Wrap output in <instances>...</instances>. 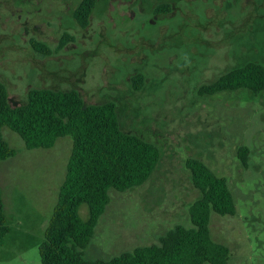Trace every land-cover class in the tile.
Masks as SVG:
<instances>
[{
  "label": "rangeland",
  "instance_id": "obj_1",
  "mask_svg": "<svg viewBox=\"0 0 264 264\" xmlns=\"http://www.w3.org/2000/svg\"><path fill=\"white\" fill-rule=\"evenodd\" d=\"M77 1L0 0V95L17 106L32 91L75 92L85 104L112 107L123 132L157 150L144 180L107 191L78 249L82 262L160 244L177 225L192 227L189 209L201 193L186 161L197 158L224 179L234 203L232 214L211 213L210 238L225 247L228 264H264V91H199L233 67H264V12L239 30L234 11L249 18L255 0H182L170 21L149 10L152 0H98L80 25L71 13ZM233 26L234 42L223 34ZM2 135L16 153L0 161L10 227L0 264H42L39 246L72 137L27 149L9 127ZM79 211L87 221V206Z\"/></svg>",
  "mask_w": 264,
  "mask_h": 264
},
{
  "label": "trees",
  "instance_id": "obj_2",
  "mask_svg": "<svg viewBox=\"0 0 264 264\" xmlns=\"http://www.w3.org/2000/svg\"><path fill=\"white\" fill-rule=\"evenodd\" d=\"M181 2L152 0L149 10H155L159 20L170 21L168 13ZM263 2L255 0L247 19L245 10L234 11L242 21L239 30L255 15H262ZM97 3L78 0L73 18L86 24ZM237 27L225 29L224 36L233 41ZM233 89L264 91V67L252 62L233 67L199 91L211 94ZM3 126L15 131L27 149L49 148L61 136L72 137L65 176L39 246L42 264H228L225 247L210 238L208 225L213 211L232 214L234 203L224 179L197 158L186 161L192 183L201 193L189 209L192 227L177 225L160 244L138 247L109 260L82 262L78 249L87 243L107 202V191L144 180L156 161V148L123 132L112 107L85 104L72 91H32L17 106L0 95V161L16 153L3 138ZM239 155L244 160L247 149L240 148ZM82 205L88 208L87 221L80 215ZM9 231L0 188V244Z\"/></svg>",
  "mask_w": 264,
  "mask_h": 264
}]
</instances>
